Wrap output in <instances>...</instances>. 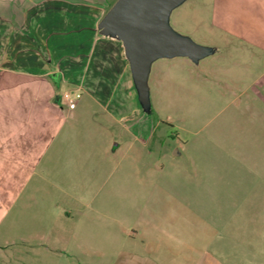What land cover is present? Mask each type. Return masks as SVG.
I'll use <instances>...</instances> for the list:
<instances>
[{"label":"crops","instance_id":"crops-1","mask_svg":"<svg viewBox=\"0 0 264 264\" xmlns=\"http://www.w3.org/2000/svg\"><path fill=\"white\" fill-rule=\"evenodd\" d=\"M200 1L208 44L181 34L209 52L154 65L169 74L179 58L213 62L204 65V82L233 97L220 112L230 108L231 121L245 126L243 136L231 138L237 151L229 160L232 167L252 161L249 174L264 189V0ZM107 2L0 0L2 261L264 264V200L192 203L157 195L163 169L152 162L155 125L144 114L123 41L99 28ZM112 125L132 137L123 154L103 131ZM205 143L220 149L215 157L222 154L217 137ZM181 147L175 156L185 159L190 145ZM222 165H215L218 192ZM143 173L146 202L118 199Z\"/></svg>","mask_w":264,"mask_h":264},{"label":"rangeland","instance_id":"rangeland-1","mask_svg":"<svg viewBox=\"0 0 264 264\" xmlns=\"http://www.w3.org/2000/svg\"><path fill=\"white\" fill-rule=\"evenodd\" d=\"M117 1L108 0L107 10L112 8ZM203 9L200 0H185L169 12L168 24L178 30L179 34L181 32L188 34L199 43L208 44L200 35H206L201 28L208 25ZM182 59L184 58L174 60V71L169 74L164 72L157 63L155 65V62L152 63L147 81L149 110L144 107L146 106L145 100L142 104L144 114L147 115L152 125H155L158 139L157 153L153 154L152 162L156 160L158 167L163 169L159 173L158 183L166 190L161 191L162 187H160L161 190L159 189L160 192L158 191L157 195L160 199L165 198L170 201L181 200L184 196L192 203H198L200 199L205 203H212L215 200L234 201L252 198L258 201L264 200V189L256 184L254 181L256 177L254 179L249 174L248 168L253 162L233 161L234 166L232 167L229 160L230 154L235 156V151H237L236 145L231 143V138L243 136L241 130L245 126L242 128L236 125L237 121H231L230 108L228 111L220 112L221 108L230 106L233 97L210 83L204 82V75H202L204 65L207 66V63L213 62L205 60L199 66H195L187 59ZM185 63H189L190 67H186ZM211 66L214 67V64ZM60 90L64 92L63 88ZM103 131L105 134L108 133L112 139V148L117 147L116 150L121 154L127 150L129 140L132 138L129 132L117 125H112L110 128L104 127ZM211 137H217L220 143L222 142V154L217 157L214 155L216 153L214 146L205 143L206 139ZM119 142L121 145L118 147ZM182 142L190 145L185 159L183 156H175L176 149L183 152ZM200 145H203L202 151H200ZM152 146L154 147L155 144ZM219 150H216V154H219ZM165 153L169 155L166 157ZM200 153L207 154V158L200 159ZM221 160L223 165L219 177L222 179L220 186L223 190L218 192L213 190L216 185L215 165H219ZM231 168H233L232 172ZM145 179L146 176L143 173L137 179V184L126 182V190L119 192L121 197L118 199L130 201L131 197H136V200L146 202L149 191L145 187L147 184ZM142 184L143 190L140 189ZM229 188L233 189L228 190ZM259 188L261 190H258ZM254 189L255 192L251 191ZM111 199L114 197L112 196ZM2 258L0 257V264H5Z\"/></svg>","mask_w":264,"mask_h":264},{"label":"water","instance_id":"water-1","mask_svg":"<svg viewBox=\"0 0 264 264\" xmlns=\"http://www.w3.org/2000/svg\"><path fill=\"white\" fill-rule=\"evenodd\" d=\"M185 0H118L99 28L102 33L123 41L140 102L148 109V76L159 58L188 56L198 61L209 49L168 24V14Z\"/></svg>","mask_w":264,"mask_h":264},{"label":"built area","instance_id":"built-area-1","mask_svg":"<svg viewBox=\"0 0 264 264\" xmlns=\"http://www.w3.org/2000/svg\"><path fill=\"white\" fill-rule=\"evenodd\" d=\"M80 96H81L80 94H77V95H76V98L78 99V98H80ZM76 98H75V99H76ZM75 99H70V100H69L70 104H73V103L75 102V101H74Z\"/></svg>","mask_w":264,"mask_h":264}]
</instances>
